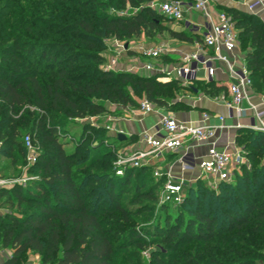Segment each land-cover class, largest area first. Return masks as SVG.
<instances>
[{
    "label": "trees",
    "instance_id": "1",
    "mask_svg": "<svg viewBox=\"0 0 264 264\" xmlns=\"http://www.w3.org/2000/svg\"><path fill=\"white\" fill-rule=\"evenodd\" d=\"M59 1L63 2L51 1L56 12L44 9L47 16L54 14L59 20L43 19L39 25L25 24L29 34L26 40L16 38L12 29V35L6 37V30L0 27V155L12 161L25 157L23 133L30 131L33 141L38 136L41 151L36 161L42 169L31 192L22 191L17 184L9 189L8 201L16 202L17 207L24 203L26 207L18 214L0 215V249L12 250L2 264H23L27 250L37 254L40 264H129L130 257L137 254L129 247L139 250L151 239L159 240L167 252L161 254L166 260L158 251L151 253L156 264H261L255 257L264 258V253H258L253 247H264V160L256 163L261 157L264 159V131L237 129L235 144L246 161L241 164L240 172L233 173L234 185L216 182L226 187L225 193L216 196L221 207L212 209L209 204L213 202L206 205L204 200L193 207V196L205 197V188L209 185L206 180L197 179L184 186V199L179 207H189L185 217L166 215L162 223L157 220L144 229L136 225L135 217L148 210L146 200L154 199L159 182L135 185L131 193L126 187L133 169L143 173L148 166L129 167L117 176L115 167L105 161L104 155L95 165L100 171H88L95 163L85 161L88 149L82 150V145L77 144L72 151L64 150L56 131L63 124L60 119L103 112V105L92 101L93 97L133 106L139 104L136 99L145 98L168 109L178 105L165 99L173 95L172 87L201 91L177 80L159 81L153 75L97 69L103 58L93 51L103 48L104 37L129 39L144 34L149 38L154 32L161 35L169 30L162 21L165 17L141 5L150 0L98 1L102 8L110 6V2H117L118 8L126 5L138 8L129 15L98 12L90 6L97 0H65L78 10L66 13ZM224 11L238 32V44L240 38L248 40V49L241 47L246 50L244 63L252 89L264 94V21L258 16L255 22L248 20L243 24V17L257 15L236 8ZM63 16L69 21L61 22ZM169 31L176 39H191L186 31ZM64 33L92 50L84 55L94 67L75 64V47L50 37ZM46 47L54 51L68 48L72 56L58 65L57 56L46 59V52L41 51ZM35 50H40V55L34 61L31 56ZM194 83L205 85V94L209 96L228 94L223 82L196 80ZM116 178H120L117 185ZM6 191L0 187V196ZM226 233H233L232 239ZM241 238L250 240L253 247ZM193 242L198 244L195 253L183 250ZM119 249L126 250L127 254H120ZM200 254L203 259L199 258Z\"/></svg>",
    "mask_w": 264,
    "mask_h": 264
},
{
    "label": "built area",
    "instance_id": "2",
    "mask_svg": "<svg viewBox=\"0 0 264 264\" xmlns=\"http://www.w3.org/2000/svg\"><path fill=\"white\" fill-rule=\"evenodd\" d=\"M148 6L175 23H184V28L197 35L199 40L195 50L183 54L177 61L164 64L158 61L164 53L162 46L142 45L138 50L143 58L141 61L123 63L121 57L127 49L125 45H122L104 63L105 70L118 68L134 73L156 75L157 80H177L188 87L193 81L199 79H204L206 82L214 81L217 70L216 61H219L224 64L231 79L227 84L228 94H219L220 101L229 108L235 109L237 113L243 110L244 103L255 109L249 101L253 92L249 71L244 62L238 64L232 56L239 47L238 32L224 10L215 9L210 0H163L153 1ZM246 7L252 13H257L256 9L259 7L258 11L264 13V0H254L246 4ZM192 13L199 14L201 22L186 17V14ZM200 72H203L202 76ZM139 105L145 114L156 109V105L145 98L139 101ZM261 114L255 109L259 124L251 126V129L264 131ZM201 117L202 123L194 124L178 120L169 113L161 114L156 133L144 135L143 147L129 150L119 156L115 163L116 174L122 175L129 167L148 166L152 158L182 149L188 142H206V152L196 163L187 162L186 153L180 157L183 170L197 169L199 171V175L192 179L182 175H172L169 170L164 172L158 168L151 170L153 178L161 181L160 200L168 204H180L184 199V186L194 183L197 179L228 182L234 172H240L245 158L240 148L233 149L229 146L218 148L216 131L223 125L212 124L213 116L208 112H203ZM217 119L223 121L221 116ZM24 143L26 161L32 164L36 161L38 154L28 135L25 136ZM3 186L4 181L0 179V187Z\"/></svg>",
    "mask_w": 264,
    "mask_h": 264
},
{
    "label": "rangeland",
    "instance_id": "3",
    "mask_svg": "<svg viewBox=\"0 0 264 264\" xmlns=\"http://www.w3.org/2000/svg\"><path fill=\"white\" fill-rule=\"evenodd\" d=\"M52 0H0V27H4V30H6V37L11 36L12 33L10 30L14 32V36L16 38H25L28 39V33L25 31V24L30 25H39V23L44 20L49 21H57V16L53 14L52 17L47 16L45 14L44 9L51 10L53 13L56 12L54 9V6L51 4ZM58 1V0H56ZM98 1H104V0H97L96 4L92 3L90 6H92L95 10L98 12L105 11L106 13H117V14H126L129 15L131 13H135L138 8H133L128 5L122 8H118L117 2H110L107 8H102L99 6ZM153 1H163V0H150L147 1L141 5L148 6ZM61 5V9L74 13L77 12V8L75 6H72L71 4L67 3L65 0L63 2L59 1ZM13 5V6H12ZM149 7V6H148ZM60 9V7H58ZM159 13L158 11H156ZM248 13V12H247ZM160 14V13H159ZM255 16L253 13H249ZM255 18H250L248 16H245L242 18V23L247 24L248 20H251L253 22L256 21ZM59 20V19H58ZM62 21H69L67 19V16H63L61 18ZM164 25L167 29H177L176 27H180L184 25V23H175L174 21L170 19H163L162 20ZM163 31L161 33V39H176L175 37L170 35V31ZM52 31H55V29H52ZM156 32L153 33L151 37H147L144 34H141L139 37H131L129 39H116L113 36H107L103 38V48L101 50H95L93 52L98 53L102 56L103 61L97 66L98 70L103 71H117L118 68H114L113 70H105L104 63L108 60V58L115 54L116 49L121 47L122 45L127 44L126 49L128 48H136L140 49L141 44L144 42H151L155 40L157 34ZM188 35L191 34V32H186ZM51 39L56 41H67L72 44L77 52H75V64L77 65H88L93 66V62L87 58L84 55V52L86 51H92L86 49L83 45H81L77 40L73 39V37L68 34H52L50 36ZM30 39L33 38V36L29 37ZM178 40V39H177ZM239 47L248 49V40L244 38H240L239 41ZM25 48H23L21 51H23ZM41 51L46 52V59H48L51 55L57 56V64L60 65L62 61H65L68 59L69 56H72V53L69 52L68 48H63L62 51L60 50H53L52 48H44ZM60 51V52H59ZM129 53L128 55L126 53H123V57H121L122 62H126L128 58H130L129 54H133L136 59H143L140 53H137V51L134 52V50H127ZM21 53V52H20ZM74 54V53H73ZM40 55V50H35L34 55L31 56L34 61L37 60L38 56ZM133 57V56H132ZM165 57V58H164ZM162 63H169V60L167 59V56L161 55ZM44 60V63H46L47 60ZM160 62V60H158ZM133 62H136L135 60ZM94 67V66H93ZM92 67V68H93ZM94 70V68L92 69ZM92 70L89 71V75L92 74ZM45 71V70H44ZM47 72V71H46ZM156 76V75H154ZM161 81V80H159ZM253 81H257L256 78H253ZM190 86L195 87V89L200 90L203 94L205 93L206 86L200 83H194V81L190 84ZM173 89V95L172 96H166L165 99H167L170 103H178V105L174 107H169L168 111H173L174 109H186L190 105L189 101L191 99V94L186 92L185 89H180L177 87H172ZM194 99V98H193ZM139 99H136V102L139 103ZM189 100V101H188ZM92 101L100 103L104 107V111L99 114H90L86 113L83 117H68V118H61L60 121L63 122L62 125L57 127V135L59 136V139L61 143L63 144V148L65 151H72L77 144H81V149H88V156L86 157L85 161L94 160V165H91L87 168L88 171H96L99 172V167L95 166L96 163H99V158L101 156L106 155V160L109 163L113 164L116 171V161L119 158V156L131 149H128L126 147L125 141L123 139L118 138V134L122 131L117 126L118 116L120 112L123 110L124 107H126L128 110L135 111L139 116L145 115L141 111L140 105H124L119 103H113L107 100L99 99V98H92ZM188 101V102H187ZM191 102V101H190ZM188 106V107H186ZM123 113V112H121ZM49 119L46 120V124L49 123ZM30 131H26L23 133V140L25 139V136H29L30 141L35 149V152L39 155V152L41 151V146L38 142V136L34 137L35 141H33L32 134L29 133ZM31 135V136H30ZM25 145V143H24ZM81 158H77V160H80ZM37 160V159H36ZM263 157L256 160V163H260L263 161ZM246 161V159H245ZM146 166V165H144ZM132 169V167H131ZM41 167L37 164V161H35L32 164H29L26 161V156L23 158H18L14 161L10 160L9 158H6L5 156L0 155V179L4 181V188L7 189L6 193L0 196V215L4 216L6 213L13 212L18 214L20 212V209L26 205L24 203L20 204V207H17L16 202L8 201V192L9 189L12 187V184H17L21 187L22 191H30L34 188V181L41 177ZM151 168L148 167V169L145 172L139 171V169H133L131 172V179L130 184L127 185L128 193H131L134 190L135 185L141 186H147L150 183H157L159 182L155 192H154V199L153 200H146V203H148V210H145L141 212L139 215L135 217V223L138 227H142L143 229L145 227H149L153 223H156L157 220H159V223H162V218L166 215H169L171 218H174L176 215H181V217H185L188 214L189 207L187 205H184L182 207H179L180 204L174 205V204H168L166 202H162L160 200L161 195V183L159 180H155L153 178V175L151 174ZM116 173V172H115ZM124 173V172H123ZM122 173V174H123ZM117 175V174H116ZM121 176V175H117ZM120 178H116V185L120 181ZM236 175L232 174L230 176V180L228 181L231 183V185L235 184ZM209 185L207 187L206 193L203 188L204 193L206 194L205 197L202 196H193L194 203L193 207L197 205V203L202 202L204 200V203L207 205V203L213 202V204H209L210 208L215 209L216 207H221L222 203L220 204V201L216 199L217 195L225 193L226 187H220L216 184V182H213L211 179L206 180ZM126 195V194H125ZM226 195L232 196L230 193H227ZM126 201V200H124ZM164 205V208L161 206ZM212 205V206H211ZM132 207V206H130ZM179 207V208H178ZM179 209L181 211L179 213ZM221 231L219 230L218 233ZM222 233V232H221ZM227 237H230L232 239L233 233H226L224 234ZM244 240V238H241ZM245 243L253 247L250 240H244ZM216 242V240H212V243ZM198 244L196 242L191 243L190 245L183 248V250L194 252L196 251V247ZM2 249V248H1ZM258 253H264V247H253ZM129 250L135 251L137 253L135 257H130L131 260L129 261V264H156L151 253L153 251H158L159 254H167V252L164 249L163 244L156 239L149 240V243L147 246L137 249L135 246H130ZM182 251V250H181ZM118 252L120 254H127L126 250L119 249ZM202 253V250L201 252ZM29 254H33L34 256H37V254L32 253L31 251L27 250L26 260L29 256ZM38 257V256H37ZM163 257V260H166L167 257L161 255ZM255 257V256H254ZM200 259H203L201 257V254L199 255ZM261 264H264V258H258L255 257ZM25 258L23 259V263H25Z\"/></svg>",
    "mask_w": 264,
    "mask_h": 264
},
{
    "label": "crops",
    "instance_id": "4",
    "mask_svg": "<svg viewBox=\"0 0 264 264\" xmlns=\"http://www.w3.org/2000/svg\"><path fill=\"white\" fill-rule=\"evenodd\" d=\"M254 0H210L211 5L217 10H225L227 8H236L242 11L249 12L247 10L246 4ZM259 7L256 9L257 13H253L264 21V13L258 11ZM186 17L193 20L201 22V17L199 14L192 13L186 14ZM174 30H181L189 32L188 29L184 28L182 25ZM191 39L189 41L177 40V39H161V35H157L155 40L151 42H144L141 45L152 46L159 45L164 49L163 56H167L169 62H174L180 59V57L192 50H195L196 43L199 40L197 35L190 34ZM127 50L137 51L136 48H128ZM245 49L238 47L234 53L233 57L237 60V63L244 62ZM128 51L126 54L128 55ZM138 53V52H137ZM130 58L126 62H132L134 60L141 61L142 59H136L133 54H129ZM133 56V57H132ZM133 58V59H132ZM165 58V57H164ZM132 59V60H131ZM162 63V58L159 59ZM216 76L215 82H223L226 85L230 82V77L226 71L223 63L216 61ZM203 75V72H200ZM206 82L204 79H199ZM186 92L191 94V99L189 101V107L186 109H174L173 111H168L164 107L156 106L153 112L146 113L145 115L139 116L133 110H126L124 107L118 116L117 126L122 131L124 135L123 140L125 141L126 147L131 150L141 149L144 145V135H154L157 131L159 125L160 115L163 113L172 114L176 119L193 122L194 124L202 123V113L208 112L213 116L212 124L218 125L222 124L223 127L217 129L216 131V142L218 148L231 147L238 148L235 144V134L238 128H251L253 125H258L259 120L255 116V109L261 112V121L264 122V98L263 93L253 92L251 93L249 101L254 105L255 109L248 107L247 103L242 105L243 110L239 113L235 109H231L226 104H224L218 96H209L203 94L202 92H193L185 89ZM194 98V99H193ZM187 101V102H188ZM223 117V121H219L217 117ZM215 117V118H214ZM206 142H188L185 144L184 148L164 153L163 155L154 157L150 160L148 167L152 169L158 168L161 171L169 170L172 175L184 176L187 179H192L193 177L199 175L197 169L183 170L180 157L183 153H186V161L189 163L197 162L201 157L204 156L206 152ZM12 250L9 248L0 249V264H2L6 259L10 257ZM23 264H40L39 258L33 254H29L27 260Z\"/></svg>",
    "mask_w": 264,
    "mask_h": 264
},
{
    "label": "water",
    "instance_id": "5",
    "mask_svg": "<svg viewBox=\"0 0 264 264\" xmlns=\"http://www.w3.org/2000/svg\"><path fill=\"white\" fill-rule=\"evenodd\" d=\"M124 47L126 48V47H127V44H125V46H124ZM118 138H119V139H123V138H124V135H123V134H121V133H119V134H118Z\"/></svg>",
    "mask_w": 264,
    "mask_h": 264
}]
</instances>
